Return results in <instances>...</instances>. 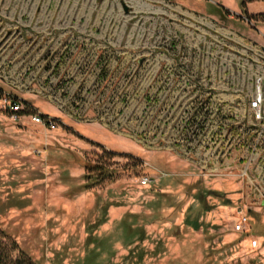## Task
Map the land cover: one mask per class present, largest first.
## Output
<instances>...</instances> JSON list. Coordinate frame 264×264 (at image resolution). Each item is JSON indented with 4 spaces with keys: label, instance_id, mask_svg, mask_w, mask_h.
I'll return each instance as SVG.
<instances>
[{
    "label": "rangeland",
    "instance_id": "374dc122",
    "mask_svg": "<svg viewBox=\"0 0 264 264\" xmlns=\"http://www.w3.org/2000/svg\"><path fill=\"white\" fill-rule=\"evenodd\" d=\"M241 1L0 0V258L20 248L35 264H264V202L248 184L261 168L237 176L242 144L240 161L203 166L195 129L176 132L166 105L157 123L151 78L162 52L236 50L228 30L264 47V0ZM14 97L55 128L12 121ZM170 146L204 169L157 151ZM89 163L112 175L85 177Z\"/></svg>",
    "mask_w": 264,
    "mask_h": 264
},
{
    "label": "built area",
    "instance_id": "2783aa9c",
    "mask_svg": "<svg viewBox=\"0 0 264 264\" xmlns=\"http://www.w3.org/2000/svg\"><path fill=\"white\" fill-rule=\"evenodd\" d=\"M228 31L224 33L225 37L228 36V39L236 43V50L220 49L202 53L189 51L186 53L189 58L185 53L179 52L158 54L151 77L155 91L157 123L160 120L165 121L162 119V109L166 105V119L171 115L170 122L180 124L174 127L175 130L177 128L184 134L192 133L195 129L204 138L198 146V151L195 148L194 150L206 154L207 161L202 165L212 166L214 171L229 164V159L233 160V163L235 160L240 161L242 144V151L248 153V156L245 160L243 156L242 159L246 163L243 171L238 169L237 176L248 178V171L253 165L256 172L261 168V173H257L259 184L254 182L258 175L249 177L248 184L253 188V200L264 202V161L259 160L260 154L264 158V47L234 30ZM206 40L207 33L202 30L197 43ZM26 105L27 102L20 98L9 100L7 107L10 119L16 121L28 118L31 123L43 128H55L56 118L32 107L29 109ZM244 119L247 120V126L241 133L240 128L244 127L241 121ZM193 120L199 125H192ZM173 148L176 146H170L167 150L160 148L157 151L173 152L185 161L191 154L180 155ZM180 148L178 146V149ZM185 152L184 150L183 153ZM208 162H213V165H206ZM194 166L200 170L204 169L198 165ZM150 181L148 176H143L140 184L147 185ZM246 222L247 217L240 216L234 225L235 230L242 231Z\"/></svg>",
    "mask_w": 264,
    "mask_h": 264
},
{
    "label": "trees",
    "instance_id": "16d2710c",
    "mask_svg": "<svg viewBox=\"0 0 264 264\" xmlns=\"http://www.w3.org/2000/svg\"><path fill=\"white\" fill-rule=\"evenodd\" d=\"M252 1H260V0H247V2H252ZM246 1L242 0L241 5L245 8ZM248 19V17H246ZM102 147V146H100ZM112 154V152H111ZM85 172L87 174L85 177H88V173L91 175H95L96 177H103V176H111L112 175V170H109L107 165L103 164H97V163H89L84 166ZM98 181V180H97ZM89 188V185H84L83 189ZM0 237L2 238H10L8 235L5 234L4 231L0 229ZM18 248V247H17ZM8 260V261H7ZM0 264H35V262L31 259L30 255L26 254L23 250L20 248L17 249V254L16 257H7L6 259L4 257L0 258Z\"/></svg>",
    "mask_w": 264,
    "mask_h": 264
},
{
    "label": "crops",
    "instance_id": "0c3cea01",
    "mask_svg": "<svg viewBox=\"0 0 264 264\" xmlns=\"http://www.w3.org/2000/svg\"><path fill=\"white\" fill-rule=\"evenodd\" d=\"M252 2H256V1H252ZM252 2H249V3H252Z\"/></svg>",
    "mask_w": 264,
    "mask_h": 264
}]
</instances>
